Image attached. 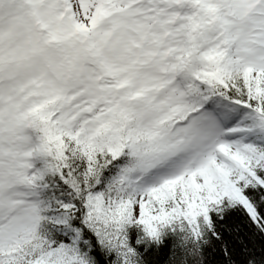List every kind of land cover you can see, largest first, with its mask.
Listing matches in <instances>:
<instances>
[{"label":"snow or ice","instance_id":"snow-or-ice-1","mask_svg":"<svg viewBox=\"0 0 264 264\" xmlns=\"http://www.w3.org/2000/svg\"><path fill=\"white\" fill-rule=\"evenodd\" d=\"M0 264H264V0H0Z\"/></svg>","mask_w":264,"mask_h":264}]
</instances>
